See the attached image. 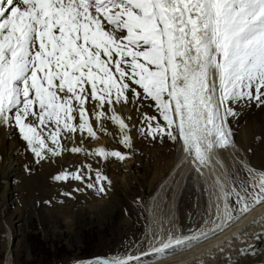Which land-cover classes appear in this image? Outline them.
<instances>
[{"label": "snow or ice", "instance_id": "obj_1", "mask_svg": "<svg viewBox=\"0 0 264 264\" xmlns=\"http://www.w3.org/2000/svg\"><path fill=\"white\" fill-rule=\"evenodd\" d=\"M145 101L155 115L140 112ZM241 101L264 106V0H0V126L19 132L37 164L66 152L125 162L134 126L118 109L132 104L140 134L179 144L203 175L237 147L229 119ZM105 122L129 151L85 146L108 133ZM239 163L243 174L216 177L209 218L190 234L162 229L150 251L99 264L171 258L264 208V169ZM69 177L97 195L112 184L87 162L52 179Z\"/></svg>", "mask_w": 264, "mask_h": 264}, {"label": "rangeland", "instance_id": "obj_2", "mask_svg": "<svg viewBox=\"0 0 264 264\" xmlns=\"http://www.w3.org/2000/svg\"><path fill=\"white\" fill-rule=\"evenodd\" d=\"M150 104L151 101H145L140 112L154 115L155 111L153 107L149 106ZM233 107L239 108L245 116L249 110H262L261 124L264 125V106L258 107L255 102L241 101ZM122 108L125 111L123 115L128 116L126 113L129 112L130 124L134 126L131 132L133 147L130 150L131 157L129 159L119 162L113 158L108 162H103L98 158L93 159L70 152L57 157L58 160L60 157L63 158V161H60L62 167L59 168L57 174L65 170L74 172L85 162L91 163L93 168L99 167L112 181L106 194L97 195L94 190L86 189L80 181L71 177L66 181H54L52 176L49 180L45 179V185L41 175L32 171H29L26 176L28 181L25 184L20 183L17 187L16 194L18 196L15 197L16 205L12 207V210L19 208L16 212L22 215L23 220L12 226V264H71L75 260L94 256L134 255L156 244L158 236L149 230L148 203L153 192L150 189V183L154 177L153 166L160 160L161 164L169 162L173 153L177 152V147L167 137L161 141L160 139L151 140L141 135L138 131L141 124L140 112L136 110V106L129 104ZM236 117L229 119L235 140L239 136L238 125L240 123ZM105 126L108 133H104V135L110 140V145L106 147L119 149L122 152L129 151L119 143L118 129L111 122H105ZM258 126L257 124L254 130L255 135H252L248 142L242 141L237 145L234 152L236 164L231 167L230 173L235 169L243 174L240 160H244L258 169H264V166L253 164L256 161L253 156L254 152L264 151V140L260 137ZM79 141L80 135L77 134L76 142L79 143ZM84 143L89 149L95 148L91 145L92 139L90 138L86 139ZM130 160L137 161L138 168L135 167V171H129L132 173L129 176L131 185L127 188L122 176L128 173L126 165ZM187 164L183 162L177 168L179 170H176L172 179L168 181L171 186L181 182L182 188L176 200L175 209L173 208L174 214L163 226L164 236L168 235L169 230L173 233H190L192 229L199 227L204 219L209 218L206 215L207 207H205L203 196L195 195L197 192L193 191L191 187L193 178L190 173L194 169L187 171ZM185 172L187 175H182ZM134 176H136L135 179ZM73 189L84 190L73 191ZM65 192L71 193V197L62 194ZM113 192L116 194L115 205L109 210L102 209L99 204L111 201ZM158 208L160 217L167 218L168 206L166 203L158 205ZM46 214H48V218L43 220ZM7 235L1 227L0 263L7 256L8 249L3 244L7 240ZM146 257L142 258L143 261L156 256Z\"/></svg>", "mask_w": 264, "mask_h": 264}, {"label": "bare ground", "instance_id": "obj_3", "mask_svg": "<svg viewBox=\"0 0 264 264\" xmlns=\"http://www.w3.org/2000/svg\"><path fill=\"white\" fill-rule=\"evenodd\" d=\"M235 109V111H237L236 120L240 122L238 125L239 136L237 137V140L234 139L236 145L241 144L242 141L248 142L251 136L255 135L254 130L257 124L259 125L258 128L260 130V133H258L264 140V125L261 124L263 111H259L258 109L249 110L245 116L243 114L244 112H240L239 108ZM118 110L122 114L125 112L123 111V108H119ZM128 113L129 112L127 111L126 114L129 116ZM99 135L100 140H92V146L110 145V140L104 135V133H99ZM175 145L177 147V152L173 153L169 162L161 164L160 160L155 162L153 166L154 177L150 183V189L153 192L148 203L150 215L149 230L154 232L157 236L163 229L164 224L172 218L175 209L174 206L182 188L181 182L177 184L173 183V186L168 183V181L172 179L177 168H179V166L187 159L184 152L181 150L180 145ZM235 149H229L228 151L221 150L218 153L217 159L212 162V169H205L203 175L195 170L192 163L188 162L187 164V171L194 169L190 173L193 178L191 187L193 191L195 190V192H197L195 195L203 196V201L207 208L210 203V186L224 168H227V170L230 171V169H232L231 167L236 164L234 154L236 151ZM253 156L256 160L253 163L254 165L258 164L259 166H264L263 150L254 152ZM60 161H63L62 157H60L59 160L55 157L51 160L37 164L33 154L28 151L26 143L21 139L19 132L14 127L9 128L0 126V228L2 227V230L8 234L6 236V242L3 243L8 249L7 256L0 264H12V226L23 220L22 215L16 212L19 208L12 210V207H15L16 205L15 197L18 196L16 194L17 187L20 183L25 184L28 181L26 176L29 171L37 172L44 179L45 183V179L49 180L50 177L59 172V168L62 167V162ZM136 164L137 161L133 162L130 160L128 165H126L128 173H125L122 176V179L127 188L131 185V177L129 176H131L132 173H129V171H135V167H137ZM186 172L185 174L182 173V175H187ZM135 178L136 176H134V179ZM192 178L190 177V179ZM111 196V201L99 204L102 209L109 210L115 205V192H113ZM163 203H166L168 206V215L167 218L164 219L160 217L158 208V205H163ZM88 213H91V211H88ZM261 216H264V208L258 207L235 226L226 230L222 235H219L189 251L173 255L171 258L158 261L155 257L144 261V264H264V220L260 219ZM46 218H48V214H46V217L43 220ZM253 221H255V223H253ZM190 233L177 232L174 234L188 235ZM165 237H167V235ZM221 244L223 245V251H220L217 247V245ZM153 246H156V244ZM151 247L145 251H149ZM113 258L114 257L96 256L80 259L78 261L75 260L71 264H89L90 261L92 264H99V259Z\"/></svg>", "mask_w": 264, "mask_h": 264}, {"label": "trees", "instance_id": "obj_4", "mask_svg": "<svg viewBox=\"0 0 264 264\" xmlns=\"http://www.w3.org/2000/svg\"><path fill=\"white\" fill-rule=\"evenodd\" d=\"M94 257H96V256H94ZM88 258H90V257H88Z\"/></svg>", "mask_w": 264, "mask_h": 264}]
</instances>
